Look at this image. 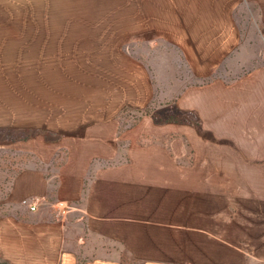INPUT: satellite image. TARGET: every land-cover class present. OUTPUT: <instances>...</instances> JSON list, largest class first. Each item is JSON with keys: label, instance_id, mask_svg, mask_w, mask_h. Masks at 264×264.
I'll return each mask as SVG.
<instances>
[{"label": "crops", "instance_id": "crops-1", "mask_svg": "<svg viewBox=\"0 0 264 264\" xmlns=\"http://www.w3.org/2000/svg\"><path fill=\"white\" fill-rule=\"evenodd\" d=\"M240 12L248 13V23ZM114 14L123 19L106 34L122 35L116 25L123 23L125 40L139 41L147 62L133 61L117 45L106 47L102 55L130 61L127 77L90 60L81 61L80 73L90 67L114 97L76 98L55 109L50 102L43 127L62 137L52 152L62 156L55 163L43 155L44 167H28L12 180L0 201V262L264 264V211L245 210L244 202L232 211L228 189L184 170L189 165H182L173 141L164 140L170 132L116 128L120 108L148 103L145 66L163 56L162 43L167 55L176 53L205 77L223 59L255 44L264 49V0H124L123 13ZM70 77L60 71L53 78L60 88L83 80Z\"/></svg>", "mask_w": 264, "mask_h": 264}, {"label": "rangeland", "instance_id": "rangeland-1", "mask_svg": "<svg viewBox=\"0 0 264 264\" xmlns=\"http://www.w3.org/2000/svg\"><path fill=\"white\" fill-rule=\"evenodd\" d=\"M123 11L124 0H0V201L22 171L44 167L43 155L53 156L55 163L61 159V152H52L62 137L43 127L51 101L55 109L76 98L115 96L116 91L92 78L90 67L80 73L82 60L127 77L130 61L102 55L106 47L117 45L133 61L147 62L141 43L125 40L123 23L116 25L122 35L106 34L112 22L123 19L114 13ZM240 13L248 23V13ZM163 46V56L150 59L157 64L145 66L150 71L148 103L120 108L116 128L170 132L164 140L173 141L182 165H189L184 170L228 189L232 211L242 202L245 210L264 211L263 47L257 51L260 45L255 44L223 59L205 77L194 74L189 61L176 53L167 55ZM63 53L67 58L61 62ZM55 71L83 80H69L60 88Z\"/></svg>", "mask_w": 264, "mask_h": 264}, {"label": "built area", "instance_id": "built-area-1", "mask_svg": "<svg viewBox=\"0 0 264 264\" xmlns=\"http://www.w3.org/2000/svg\"><path fill=\"white\" fill-rule=\"evenodd\" d=\"M22 203L25 204V205H28V201H27V200L22 201ZM59 207L62 209L63 212L66 211L65 207L62 206V204H59ZM30 209H31V210H35L36 207H35L34 205H32V206L30 207Z\"/></svg>", "mask_w": 264, "mask_h": 264}]
</instances>
